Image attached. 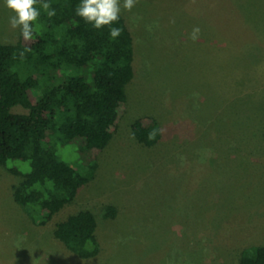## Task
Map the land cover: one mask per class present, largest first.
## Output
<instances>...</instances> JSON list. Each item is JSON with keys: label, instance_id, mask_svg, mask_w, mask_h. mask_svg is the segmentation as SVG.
I'll return each instance as SVG.
<instances>
[{"label": "rangeland", "instance_id": "rangeland-1", "mask_svg": "<svg viewBox=\"0 0 264 264\" xmlns=\"http://www.w3.org/2000/svg\"><path fill=\"white\" fill-rule=\"evenodd\" d=\"M123 2L135 76L120 128L95 178L46 225L14 201L22 179L0 166V264H239L242 250L264 246V0ZM11 15L0 0L6 45L20 36ZM143 116L161 125L155 147L132 133ZM81 210L99 225L93 259L54 236Z\"/></svg>", "mask_w": 264, "mask_h": 264}, {"label": "trees", "instance_id": "trees-1", "mask_svg": "<svg viewBox=\"0 0 264 264\" xmlns=\"http://www.w3.org/2000/svg\"><path fill=\"white\" fill-rule=\"evenodd\" d=\"M40 0L32 37L15 45L0 40V166L21 177L14 201L36 225H46L93 180L98 157L120 128L128 108L127 87L135 76V46L123 15L96 29L76 15L80 0ZM17 106L26 112H16ZM138 142L155 147L163 139L159 121L143 116L131 124ZM264 140V134H263ZM72 148L73 162L64 159ZM105 218H115L108 205ZM98 221L81 210L57 222L54 236L82 259L101 252ZM239 264H264V246L244 249Z\"/></svg>", "mask_w": 264, "mask_h": 264}, {"label": "clouds", "instance_id": "clouds-1", "mask_svg": "<svg viewBox=\"0 0 264 264\" xmlns=\"http://www.w3.org/2000/svg\"><path fill=\"white\" fill-rule=\"evenodd\" d=\"M40 2L49 17L56 15L48 0H40ZM4 3L13 12L9 19L10 26L13 29L20 28L23 38L30 39L35 22L40 16V10L34 6L37 0H4ZM133 4L134 0H124L123 8L131 10ZM120 12V0H80L76 8V15L83 18L86 23L92 24L94 28L101 29L105 25L110 26L109 34L113 39L121 33L120 28L111 26L118 21Z\"/></svg>", "mask_w": 264, "mask_h": 264}]
</instances>
